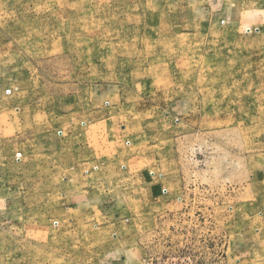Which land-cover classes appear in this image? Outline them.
Wrapping results in <instances>:
<instances>
[{
	"label": "rangeland",
	"instance_id": "374dc122",
	"mask_svg": "<svg viewBox=\"0 0 264 264\" xmlns=\"http://www.w3.org/2000/svg\"><path fill=\"white\" fill-rule=\"evenodd\" d=\"M0 264H264V0H0Z\"/></svg>",
	"mask_w": 264,
	"mask_h": 264
}]
</instances>
